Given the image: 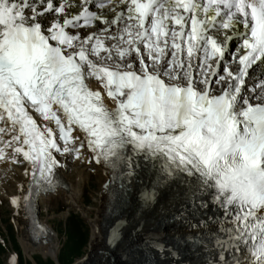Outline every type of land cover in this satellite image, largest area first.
I'll return each instance as SVG.
<instances>
[{
	"label": "snow or ice",
	"instance_id": "snow-or-ice-1",
	"mask_svg": "<svg viewBox=\"0 0 264 264\" xmlns=\"http://www.w3.org/2000/svg\"><path fill=\"white\" fill-rule=\"evenodd\" d=\"M258 62L264 0H0V161L31 176L11 204L55 187L57 153L86 147L125 194L147 161L182 186L171 219L213 246L206 264H264Z\"/></svg>",
	"mask_w": 264,
	"mask_h": 264
},
{
	"label": "bare ground",
	"instance_id": "bare-ground-1",
	"mask_svg": "<svg viewBox=\"0 0 264 264\" xmlns=\"http://www.w3.org/2000/svg\"><path fill=\"white\" fill-rule=\"evenodd\" d=\"M264 76V64L260 65L254 73L251 74L248 84H255L260 77ZM95 87V82H92ZM259 90H257L258 92ZM249 94V93H246ZM108 105H112L108 102ZM74 135H81L75 132ZM9 137L6 136L5 139ZM9 156L11 154H8ZM65 159L73 161V170L77 180L73 185H68L67 189H56L54 194H46L41 197L44 204L50 205L55 197L61 196L66 205L75 208L82 217L88 222L91 227V250L89 257L78 260L74 264H202L200 261L213 259V246L208 244L201 248L192 244H184V237L188 235L197 236V232H189L188 228L178 222H173L171 219L173 212L179 207L181 201L178 198V193L182 191V186L177 180H165L157 182V175L151 170L147 161H141L143 167L138 169L139 179L128 186L129 193L121 195L123 200L117 203L115 214L106 212L107 200L104 193L101 194L100 207L97 209L96 216L90 217L82 205L84 200L83 190L89 181V171L94 168V173L99 178L102 176L103 183L107 178V171L102 164H97L93 167L92 153L85 147L77 159L73 154L66 155ZM60 167L55 170L57 173L67 171L66 162L63 159H58ZM22 168L9 160L0 161V193H6V186L11 183L15 176L10 181L6 180L4 184L2 179L12 176V170L19 175L18 186L24 187L25 178L23 177L24 165ZM71 168V167H70ZM103 173V175H102ZM14 182V181H13ZM17 185V182H14ZM156 187V202L152 206H146L141 200V193L151 191L152 186ZM4 196V195H3ZM105 205V206H104ZM175 205V208L173 207ZM90 213V212H89ZM65 219V217L63 218ZM15 226L19 230L20 242L24 249V253L32 260L34 253H39L42 257H49L60 264V248L58 245V235L51 230L50 226L43 227L47 231L45 239L37 244H32L24 228L25 223L20 219ZM114 229H119L120 238L114 244H109L108 241ZM203 232V229L200 230ZM151 238V239H149ZM156 242L163 245V251L159 248H153L152 243ZM101 255L97 256V253ZM107 253V254H105ZM110 257L113 259L110 260ZM17 262L15 257H11L10 264ZM99 258H101L99 260ZM106 260V261H105Z\"/></svg>",
	"mask_w": 264,
	"mask_h": 264
},
{
	"label": "rangeland",
	"instance_id": "rangeland-1",
	"mask_svg": "<svg viewBox=\"0 0 264 264\" xmlns=\"http://www.w3.org/2000/svg\"><path fill=\"white\" fill-rule=\"evenodd\" d=\"M92 171H89L90 178L83 190L84 200L82 207L88 212L90 217L94 218L97 214V209L100 207L101 188L103 185V180L100 178L103 177L99 178L93 175L94 171L93 173ZM63 179L68 185L76 183L77 177L73 167H68V171L64 173ZM11 182L12 184L8 183L5 185L7 192L0 193L2 197L15 192L16 184L13 181ZM2 197H0V235L4 240V245H0V264H10L11 257H15L17 261L14 264H54L53 259L49 257L44 258L39 253H34L32 260L27 258L20 242L19 230L15 226L17 224L16 218H14L13 225L10 217L11 211ZM41 201L39 207L41 222L46 223L45 226H50L51 230L55 231L58 235L60 264H74L80 259L89 257L90 253L93 252L90 246L92 232L84 217L75 208L66 205L62 197L56 200L53 199L50 205H46ZM64 217L65 219H63ZM100 257H103V255ZM55 264L58 263L55 262Z\"/></svg>",
	"mask_w": 264,
	"mask_h": 264
}]
</instances>
